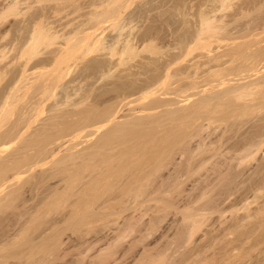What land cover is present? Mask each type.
<instances>
[{
    "label": "bare ground",
    "instance_id": "bare-ground-1",
    "mask_svg": "<svg viewBox=\"0 0 264 264\" xmlns=\"http://www.w3.org/2000/svg\"><path fill=\"white\" fill-rule=\"evenodd\" d=\"M77 1L78 0H0V22L3 21L2 19L3 18L5 19V17L8 14L10 17L11 13L15 15V18L21 17L18 18L19 21L21 19V21H24V23L27 22L23 27L21 25L17 26L18 28L21 26L19 30L20 32H22V35L19 34L18 36L19 38L18 43L24 41L23 38L21 39L22 36H26L25 41L21 43L22 46L20 48L21 52H19L20 55L18 54V58L23 59L24 61V63L22 64V71L20 72V76H18L16 80L12 81V83L8 85L7 89L5 88L6 91L2 93L3 95H1L0 97V115H3V112L5 113L4 110L5 108H7V104L11 101L13 97H15L14 95H17L16 93L18 92L17 90H19L18 88H20V85L23 84L24 81L29 76L30 74L29 67L31 66L30 62L34 58H36V56L40 55L39 53L40 51H41V55L46 54L47 57L43 59L41 58L40 62H43V65L46 64L47 60H49L50 58L55 59L54 57H56V61H54L53 59L52 60L55 63H57L58 61L60 63V61H62V59L64 58L65 60L66 59L68 60V57L71 55V50L73 54L74 51L75 52L79 51L80 48H82L80 52L83 49H86L81 52L82 54L84 52L83 54L84 56L89 52H95L96 53L95 58L91 59V61L88 62V65L92 63L91 66L93 69L96 70V73L97 71L98 72L100 71L101 75L98 78L100 79L101 77L100 81L106 80V78L110 77L111 75L112 76L110 78L112 77L115 78L114 73L117 72L118 69H121L122 66H123L122 69H124V66H128V63L131 60H134L135 58L141 57L143 60L140 58V60L136 61L135 64L133 63L131 65L132 67H130L129 65L128 66L129 69L122 71L125 72L126 74L122 75V72L121 73L119 72L120 74L118 76V79L116 78V81L114 80L112 81V84L114 85L113 88H111L112 86L110 88H107L108 85L104 86V89L102 87H99L100 92H98L99 93L98 96H103L104 94L108 93L110 90L111 92H113L114 90L113 93H117L116 97L120 99L119 102L117 103L114 102L116 105L112 103L113 101L111 100L109 101L111 102V104L109 102H105L107 100V98L105 99V97H107L105 95V97L103 96L104 100L103 98H101L100 101H98L99 99L97 100V98L96 100L94 99L95 103L97 101L98 104H95V107H93L94 101L89 102L88 101L89 99L87 98H90V96L92 95L94 96L97 93L90 94L89 92L90 94L89 97L88 96L86 97L85 94H87L88 93L87 92L84 94L85 96H82V99L86 97V99H84L83 101L85 102L86 100V103L87 102H88L87 104L91 103L92 106L90 109H87V111H83L81 109L80 112L83 111V113H80L79 110H77L78 111L77 113L81 114V115L78 114V116L81 117L77 116V118H79L78 122H77L78 119L74 116L77 120L75 118H71L72 121L68 120L70 122V123L68 122L69 124L68 123L66 124V122L62 123L59 119L62 125L58 126V123H56L58 122L57 121L58 119H56V122L54 120L56 116L53 115L54 116L53 117L52 115H50L53 118L49 117V121L55 122V124L48 123L50 125L47 126V124L42 123L43 125H41V127L39 126L40 128L38 127L37 130L33 129V132H31L32 133L31 137L29 136L25 137L26 134L29 133V130L31 131V129L34 127V126L32 127V125H34V123L36 122L35 120L37 119V118L33 119L34 115L31 117L32 115L31 113L33 112H31L32 110L30 111L28 107L27 111H30L31 115L29 114V112L27 113V111L26 112L21 111V115L19 113L20 117L18 116L19 117L18 120L15 118L14 121L16 122L13 123L12 125L10 124L11 127L6 126V128H4V131L0 135V264H189L190 261H193L191 258L194 259V257L196 256L197 259L195 260L197 264H211V263L214 264L215 261L212 262L208 260L207 262L206 258L212 259L215 256V258L212 259L214 260L216 259V255H218V258L219 256H222L221 255L222 252L221 253L214 252L217 253L214 255L213 251L216 250L212 251V249H210L212 251V255H214L211 256L208 255L210 254L209 247L211 248V245L208 241L205 243L204 242L201 243L202 241L201 240H200L201 242L198 241L199 239L197 238L198 239L197 241L200 242L201 244H197L198 242L196 244L195 243L193 244V242H191L192 238L194 239L192 241L196 240L195 235L199 233V230L201 228H202L201 230L205 229L206 223L208 224L209 218L213 217L214 215L215 217L213 218L216 219L217 215L215 214H218L220 212L223 218L219 216L218 220H220L221 224L217 223L218 224V225L216 224L217 227L220 226L221 228V226L223 225L222 229H226V231L228 232L226 234L225 233L226 231L224 230L225 231L224 232L221 229L223 233L230 236L233 235L232 237H234L235 234L231 235V233H234L235 231L239 232L241 226H243L244 228L243 227L242 228L244 229V231L241 228L240 234L242 232L241 235H243V232H245L244 233L245 235L242 236L244 237L246 236V234L250 233L249 228H247L246 226L247 222H249L251 218L253 219V217L254 219L257 218L255 216L256 213L255 211H257V213L260 215L261 214L263 215L264 212V204L263 205L261 204L262 206L259 205L260 206V207L258 206L259 209L255 210L254 208L255 211L253 212L252 211L253 209L251 208L248 210L246 209L249 208V205H247V203L244 202L243 204L245 206L243 207H245L244 208L245 214L244 211L243 213L240 211L241 215L243 214L244 215L238 216L240 213L237 212V215L235 216L236 214L235 212L238 209L241 210L242 207L240 205V207L236 208L239 202L237 203V201L234 202L231 200L234 199L237 200L236 196L244 189H242L241 191L239 190L240 192L236 193L237 195H235V197L233 196L235 194L234 192L236 188L232 190L234 191L232 192L233 194L231 193L233 196L229 193L231 192L233 183L235 187H238L235 184L238 183V181H241L240 178H243L245 176L246 172L244 170L246 168V163L248 164V161L251 160V158L253 159L255 155L257 156L259 152H261V155H263L260 158L263 157L262 159L264 164V0H216L219 4L217 2L215 4L213 0V3L215 4L214 6H216L217 4L218 5L215 9L214 7L212 8L211 6V8L213 9V11L211 10L212 11L211 14L209 13V10L208 11L205 10L206 11L205 12L201 9V12L203 13L200 12V16L202 15L201 17H203V21H204V22L202 21L203 24H206L205 26L202 24L201 27L204 26L202 28L208 31L207 32L208 34L210 32L211 34H213L212 32L216 33L215 31H217L216 34H218L219 31L220 33H223L220 34V37L221 36L229 37V40L233 38L235 39V43L234 40L230 42L234 44L240 41L241 42L238 43L239 45L233 44L236 48L239 49V51H236L237 49L235 50L234 47L233 49L236 52L231 51L233 49L229 51H226L227 49L226 50L224 49L223 53L222 52L219 53V51L217 54H215L216 52H214V54L209 53L210 55H208L207 53L208 56L206 58L204 57L205 59L202 61H196L195 59L196 62L192 64V67L187 66L188 68H190L189 70H191L192 68L194 70V73H192L193 71L188 72L187 71L188 68L181 70V69H176L174 67L175 65H178L179 63H182L181 61H183L181 60L179 62V60L182 58L179 55L180 53L179 54L165 53L168 56L166 57L165 54H163L165 56L164 58L163 55L161 56H159L160 54L157 55L160 52L163 53V50L161 49L163 48L164 45H165L164 47L166 48V45L169 44V41L167 42L168 37H170L167 36L165 37V39H163L161 35L160 38L159 36L160 34L155 35L156 32L154 34L153 31L154 28H159V26L163 23L160 20V17L166 11L164 10V12L162 11L160 12V10H163L162 6L164 3H160L162 4L160 6L159 4L157 6L156 3V6L160 8L157 10L156 9L157 7L154 6L155 3L153 4L154 1L152 2L151 0H149L152 2V3L150 2V5L153 4V7H155V13L157 11L160 12L159 14L154 15L148 11V10L151 11L152 9L154 11V8L152 7L151 9H149L151 7L149 5L150 7H148L147 9L146 7L149 4V1L144 0L145 3L147 2L148 3L145 8L143 7V9H147V10L146 11L143 10V11L145 12L148 11L150 14L148 15L147 12L146 13L147 19L145 20L143 19L145 22L147 21L146 24H144L143 21L142 24L144 25L139 26L140 25L139 17L144 18L140 16V12L142 11L141 6L135 5L136 6L135 9L130 11L128 10L129 8L130 9L132 8L133 5L130 3H132L133 0L131 2L129 0H88L89 5H87V7L85 6L86 8L83 6L86 9L84 11H83L84 8L81 10V7L79 6L80 5L79 3H81L82 0L81 1L79 0V2ZM167 1L172 2V0H167ZM84 2L87 1L83 0V3ZM88 2L86 4H88ZM164 2L166 3V0ZM171 2H167L168 5L165 4L166 6H168L167 7L168 13L166 12L164 15L171 13L169 12V10L174 4L173 3L170 7L169 4ZM210 2H212V0ZM68 3L69 4L73 3L72 5L74 6L73 7L70 4V7L68 6L69 9L73 7L74 8L73 11H74L76 7L78 8V10H81L79 12H76L77 10H75L74 12H76L77 14L83 12L81 15L83 17H81V20H79V18L76 17V19L78 18L77 22L72 21L73 18H71L69 20L70 22L72 21L71 23L69 21H68L69 23L65 21L68 24L64 22L63 24L65 25L63 24L59 25L61 24L60 21L59 23L56 22L58 20L54 21L52 19L54 14L55 15L57 14L55 18L59 17L60 14L62 15V13H59V15L58 12L56 13L55 11L56 7L57 5L59 6L61 4L62 5L61 9H62V7L69 5ZM75 3H77L76 6L74 5ZM205 3L207 5L208 2ZM144 5L145 4L143 3V6ZM88 6H90L89 9H87ZM49 7L50 8L55 7L53 8L55 12L51 10L52 8L50 9L51 11H53L51 12V14H49L50 17L52 16L50 19L49 17L47 18ZM68 7L66 8L67 10H69ZM64 8L62 11L65 10ZM173 9H175L174 6ZM67 10L64 12H67ZM126 10H128L129 13L123 16V13ZM57 11H59V9ZM70 11L72 10L70 9L69 12ZM73 11L72 13L70 12L69 14L74 15ZM170 11L174 12V10L172 9ZM145 12L143 13L145 14ZM183 12L184 11H182V14ZM143 13L141 15H144ZM124 14H126V12ZM111 17H112V21L114 20V18L118 20L117 21L115 20V22H113L112 24L110 19ZM168 17L169 20H171L168 23L169 25H171V23H173L172 22L173 18L171 19L172 13L169 14ZM168 17L166 20H168ZM61 18H63V16ZM141 18L140 20L142 21ZM226 18L227 19L230 18V21H227ZM51 19L53 21H51ZM108 19L111 22L110 25H112L113 27V28L111 27L112 28L111 34L108 35V33L107 34L105 33L108 36H106L105 34H104L105 36L100 35L103 33V31L105 32V30H107L109 25L105 29L106 26L105 23L109 22ZM7 20L5 19V21ZM232 23L234 25L237 23V25L232 27H237L235 29L239 28L237 30L238 32L237 31L235 32L234 31L235 29L233 30L231 28L230 25H233ZM2 24L3 22L0 24V26ZM6 24L4 23L5 29H3V25H2V29L0 28L1 42L3 41V39H6L11 32L10 27L9 28L8 26L7 28L5 27ZM165 24L166 26L164 27H167L168 26L167 23ZM186 24L188 23L186 22ZM180 27H179V32H180ZM160 28L163 27L160 26ZM19 30H17L18 33ZM98 30L100 31L98 32ZM201 30L194 35V39H193L194 41L195 39L199 41L202 40L201 37L203 38V35L204 33H206V31L203 30L202 32L204 33H202ZM160 31H158V33ZM167 32L169 33V30H167ZM166 33L164 34L166 35ZM187 33L188 31L185 34ZM190 34L192 33L190 32ZM183 36L185 35L183 34ZM186 36L181 37L183 39V40L181 39L182 40L181 43H183L185 47L189 48L191 46L190 45L191 41L189 40V37ZM53 38L54 39L60 38L62 41L58 43V40L57 41L56 39L52 40ZM236 38L240 40L236 42L237 40ZM242 38H244V40H242ZM20 39L23 41H20ZM53 41H56V44L55 42L53 43ZM177 42L179 43V40ZM51 44L54 47L58 45L57 48L54 49V52H53V48H51ZM2 46L0 47L1 49L3 48L1 50V54L3 51L5 52L4 49L5 44L4 47ZM44 46L46 47L49 46L52 49V50L50 49L49 54L54 53L53 55H50L51 57H49V59L47 56L48 52L43 51V49L47 50V48L46 49L43 48ZM180 46H182V44H180ZM75 47L77 50L76 49L73 50ZM167 47L170 48V46ZM229 47H233V46H229ZM5 48L8 47L6 46ZM14 48H17V46L15 47L13 46V49ZM148 48H150L151 50ZM168 48L166 49L169 50ZM182 48L184 47L182 46ZM182 48L180 49V51H182ZM147 49L150 51L151 56L150 55L141 56L142 55L141 53L147 52ZM7 51L8 49L3 54L2 57L0 56L4 60L5 58H7L6 57ZM169 51H171V49ZM183 51H185V49ZM59 57L60 59L61 58L62 59L60 60ZM18 58L15 57V59H17L16 61H14L15 59L13 60V62H11L12 60L9 61L10 63L8 62L9 64L7 63L6 66L8 65V67H10L12 63L15 62L17 63ZM79 58L80 57H78L77 59ZM199 58L197 59L198 60L203 59L201 58V56ZM3 59L1 60L3 61ZM1 60L0 62H2ZM53 61H51V63H53ZM33 65L36 64L34 63ZM39 65H42V63L41 64L39 63ZM3 67L2 68L0 67V75L3 74L2 77L0 76L1 79L6 74L5 73L6 69L8 70V68L4 70ZM87 68H91V67H87ZM87 68L84 66L83 69L85 72L87 71ZM83 69H82V75L84 73ZM93 71L94 70H92V72ZM176 71L179 72L181 71V72L177 73ZM68 72L69 70H59L57 72L56 81H55L56 78L52 79L53 81L49 78L50 82L47 81L49 79H46L44 82L40 81L41 82L40 83L38 81L39 83H37V79L34 80L30 79L31 81L28 82L29 84L28 83L26 84V87L28 89V87L30 88L33 87L34 85H38L37 88L36 86L34 87L35 90L38 92L36 93V95H38L40 92H41L40 94H42L44 91H46L47 93V90H49L48 92L53 94L52 92L53 91L52 89L54 88L53 84L57 82L58 83L62 82L63 76ZM92 72L91 73L89 72V75L91 74L92 77L94 78L95 75H93L94 73L92 74ZM201 72L202 74L196 75ZM85 74L86 73H84V75ZM192 74H194V76L196 75L197 77L196 76H195L196 78L192 77L191 76ZM230 74H233L236 77L231 75V77L233 78L230 77L227 78V75ZM177 75H179V78L176 81L178 83L177 85H179L182 79H183L182 81H185V83L181 81L183 84L181 85L180 83L181 85V86L179 85L180 89L178 88L179 86L176 85L177 86L176 90L178 89L179 90L178 92H176L175 90V92L178 94L179 91L181 93H185V95L181 93L179 94L184 96V98L183 97L178 98L179 95L177 96V98L172 96L173 99L162 97L161 95L163 94L167 95V92L169 91L165 93L162 92V94L161 92L160 93L157 92L160 90L159 89L161 88L160 86H163L164 84H166L167 86V83L168 86H170L169 83L172 81V83L170 84H173V82L176 80L174 78H176ZM5 76L3 80H5L6 78ZM96 76L95 78H97ZM187 78L188 79L190 78L189 79L190 81H187L188 80ZM217 78H221V79H217ZM98 79L97 81H99ZM199 79L200 81L202 79L201 82L204 81L205 83L203 82V84H200L201 82H199ZM3 80H1L0 84L3 82ZM219 80L220 82L217 84L220 85L221 88L220 87L215 88L214 85L212 86V84H215L213 82H218ZM106 81H104L105 84H109L108 83L109 80L107 82ZM51 82L54 83L52 84ZM71 82L74 83L73 81ZM19 83L21 84L19 85ZM105 84L103 83V85ZM204 84L206 86L209 84V86L211 85L212 87L211 86H210L211 88L205 87ZM50 85L53 86L51 87ZM200 85L201 86L204 85V87H201ZM49 86L51 88H49ZM26 87H24V89ZM60 87L63 86L60 85ZM105 87L107 88V90L109 89V91L105 90L106 89ZM58 88L59 86H57V88H55L54 90L56 91V89ZM67 88L69 89V87ZM101 88L103 90H101ZM196 88L197 91L193 93L195 99L194 98L191 99L188 96L187 92L191 89L196 90ZM214 88L218 90H213ZM75 89L79 91V89L77 88ZM94 90L98 91L95 88ZM73 91L75 90L73 89ZM29 92L30 91L27 92V95ZM65 93H69V92L65 91ZM110 93L109 95L108 94L107 95L110 96ZM157 93L161 95H158ZM137 94L140 96V99L143 98L142 101L145 100V97L146 99L147 98L149 99L150 96L151 97L149 100H146L148 102L146 103L137 102V104L135 103L136 104L135 105L132 102L134 100L136 101V98L137 101H139L138 100L139 96ZM171 94L174 95L173 93ZM195 94H197L198 97ZM55 95L57 96L58 93ZM71 95L70 97L67 96L66 98L65 95L63 98L65 99L73 98V96ZM74 95L77 96L80 95V93L78 92V94H76L75 91ZM19 96L23 97V95H19ZM31 96L33 97L32 94ZM132 96H134L135 98ZM152 97L153 99H151ZM40 98L37 99L40 100ZM133 98L134 100L128 102L126 101L127 103L125 102V99L130 100ZM82 99L80 100L82 101ZM123 100L128 105L131 102L132 104L130 105L131 106L135 105L136 108L133 106L134 108L132 107L133 109L131 112L130 109L131 106L129 107L126 106ZM30 101H34V100H30ZM81 101L79 102L82 103L83 101L82 102ZM116 101H118V99ZM67 102L69 103V101ZM79 102L74 101L73 104L75 103L77 104ZM84 102L83 104H86ZM104 102L106 104H104ZM122 102L126 107L130 109V110L126 109V111L128 112L130 111L128 117L124 116L123 118H121L122 113L120 106ZM40 103H42L41 100ZM80 103L76 106L79 107L80 105H82ZM99 103L101 104V106L103 104L102 109H99V106L97 107ZM28 104H31V102L30 103L28 102ZM34 104H33L34 106L33 110L35 106L36 108L39 107L37 106V103L34 102ZM139 105L141 107H139ZM56 106L60 107L61 105L60 106L56 105ZM76 106H72V107H76ZM123 107H122V111L124 110ZM160 108H163V110H161ZM30 109H32V107H30ZM61 109L63 110V108ZM66 111H68V109ZM62 112H64V110ZM257 112H259V114H257ZM66 113L67 112L63 114L66 115ZM27 114L29 115L30 118H28ZM61 114L60 117L58 116V118H61ZM73 114H70L71 116L69 115L67 119L72 117ZM256 114L257 116L255 117L257 119L255 120V118H253L255 121L252 119L254 121L252 122L249 117L251 116L252 118V115H256ZM75 115L77 114L75 113ZM63 117L64 115L62 116L61 119H63ZM65 119L66 118H64L63 120ZM250 121L252 123L249 126H247V124ZM71 122L74 123L71 124ZM70 125L72 126L70 127ZM212 125H214L213 131L208 132V135L206 134V136L203 135V133L206 132L205 130L208 131L212 130L211 128L213 127ZM222 126L224 130L219 129L220 131H218L217 128H220ZM36 127L37 126H35V128ZM50 127L52 128L54 127L56 129L58 127V130L56 131L53 128V131L51 130L52 131L51 132L50 129L52 128ZM72 127H74V129H72ZM69 128L70 130H72L71 132L68 130ZM233 129L236 131H234ZM228 130L230 132L232 130L231 132L232 134L228 133ZM84 131L88 132L87 138L81 141L75 140ZM215 132H217V135L215 134L214 135L215 137L212 136L214 137L212 138L211 135H213ZM197 136L198 138H200V141L196 144V147L193 148L192 145H191L192 147H190L189 144L191 143L189 142L192 139L195 140V137L197 138ZM63 138H65V140L60 141ZM208 138L209 140L205 141ZM17 139H20L19 142L23 141V146L21 145L22 147H11L12 149L9 151V153L7 151V153L3 154V152L10 147H1V146H3L5 143H9V142L13 143ZM54 143H56V145L58 144L57 147L56 145L55 146L52 145L50 147V145ZM80 145H82V147ZM144 147L146 148L148 147L147 149L145 148L147 151L142 152L144 150ZM155 147L156 149L159 150L157 151L156 149H154ZM171 147L172 149H170ZM174 147H178L176 148V150L177 152L179 150L181 156L188 154L187 155L188 166L191 169L193 167L192 171L189 170L188 167L187 169L188 171L187 174L189 173L188 175L185 173L186 169L182 168L184 169V171L182 169L181 170L185 174L183 173L181 174L180 171L181 176L178 175L179 173H177L179 172L178 170L180 168H176L177 172L175 173V176L178 175L182 177V175H186L187 177L186 176L183 177L184 180L189 179V177L192 178L193 176H195L196 171L199 169L197 167L199 166L202 167L200 168L202 169L200 170L202 173H197V174L199 175L201 174L202 177V175H205L203 173H207L208 175L206 176V178L207 180H209L208 186L206 187L207 189L205 191L204 189H202L203 192H201V194L199 193L200 191H198V193H195L197 194L195 196L199 198V199L195 198L194 196L197 205L193 203L194 207H191L190 206L191 202L190 203L188 202V205L185 204L183 210H180V212L182 211L181 213L179 212V210L176 211L177 210L176 207L178 206H180L178 209H182L181 204H178L175 207V203L177 204L178 202L177 199H175L174 197H173L174 199L172 197L171 198L169 197L173 196L175 192H176L175 195L179 194L178 193L179 191L177 190L175 191L174 189H176L175 187H177V189L181 191L182 186L184 187L185 185L184 180H182L184 182V185L183 182L181 181H178L177 185L174 183L175 184V186L173 184L174 189L167 187L166 189H163L164 183L163 184L158 183V180L162 179L165 176V174H163V170L164 172H166L165 170L168 168V166L173 163L174 160L173 158L174 155L176 154L175 150H173ZM165 149H170V150L166 152ZM164 151L166 153H163ZM197 157L201 159V162L199 158L198 161ZM193 158H194V162H198V166L197 167L195 166L196 168L194 167L195 164L194 162H193L194 164L192 165ZM195 158L197 159V161H195L196 160ZM150 160L156 161V165L153 163L151 164ZM48 163H50V165ZM206 163H210V164L204 166ZM46 164H48V166L43 167ZM147 164L150 166H145ZM263 164L260 165L261 168H263ZM151 165L153 166L151 167ZM210 165L211 168L210 167L208 168H210L211 173L209 174L210 171L207 168V166ZM147 167L149 169H147ZM194 168L196 171L194 170ZM206 168L209 172H203V170H206ZM261 168L259 169L260 171ZM41 169L44 170V173L41 171ZM40 171L42 173H40ZM167 171L169 170L167 169ZM193 171H195L194 174ZM254 171L256 170L254 169ZM262 172H258V173L260 174ZM24 174H29V175L26 176ZM252 174H254V172ZM189 175H191L192 177ZM199 175L196 176L198 177ZM250 176L248 175V178L246 177L247 180L249 179ZM262 177H264V175H262ZM55 178H58V181L59 179L62 180V182H64L65 187L61 189L63 185L62 187L60 186L61 188H59V186L56 184L58 187L55 188L51 187L52 190L49 193L51 195H45V196L43 195L44 197L40 195L37 189L41 186V184H44L45 180L48 181ZM173 178H174V174H173ZM250 178H253V176ZM262 179L264 180V178ZM119 181L121 182V184L122 183L123 184L118 188V184L120 183ZM168 181L169 184L166 182L165 183L166 185L168 184L169 187L170 180L168 179ZM173 181L175 182L176 179L175 180L173 179ZM196 183L194 186H196ZM45 184H47V182ZM230 185L232 187H229ZM258 185L260 187L261 184L258 182ZM44 186H41L40 188ZM244 186L245 184L243 185V187ZM225 187L230 188V190L227 188L229 191L228 193L230 194L228 198L229 197L232 198L229 199L231 203L233 202L232 204L231 203L230 204L234 207L236 206L235 208H233L230 204H228L230 206L225 205L227 207L224 208V204H227V201L229 203V200L223 201L224 198L223 200H219L218 196H222L221 194L216 196V194L223 191ZM256 187L258 188L257 183H256ZM262 187H264V184L260 187L261 189H264ZM260 188L258 189L261 190ZM258 189L255 191L258 192L257 196L259 197L260 193ZM218 190H220V192H217ZM245 190L247 191V189ZM253 190L254 189H252V192ZM169 191H171V193ZM167 192L170 194V196ZM160 193L161 194L166 193L168 195L164 194L163 197L162 196L160 197L159 196ZM180 193L182 194V191ZM222 193L225 194V192ZM246 193L242 192L240 193V195L241 194L245 195ZM198 194H200V197L198 196ZM225 195H223L222 197H224ZM240 195L238 201L241 199L242 202L243 201L248 202L247 200L249 197L247 195H246V198L248 197L247 199H245V197L243 199L242 197L243 195H241L240 198ZM250 195L252 196V194ZM178 196L182 197L180 194ZM226 197L227 196H225V199ZM192 198L193 196L189 199ZM200 200L201 202L198 203ZM158 201L163 202L165 210L168 209V207L166 206L169 207L171 206L172 208L171 207L170 208L172 210L175 207L174 208L175 215L176 212H179L178 214H181L182 217H183L182 214H184L183 217L184 222H181L182 219H180L181 224L178 223L177 225H175L176 223L175 221L174 223L175 226H172V229L174 227L177 228L176 231H174V229L172 230L175 232L174 235H172L173 237L172 236H170V238L168 237L172 233L168 234L169 232H167V230L166 232L168 235L164 232L165 230L163 232L160 230V229L162 230L164 229L161 228V226L164 227L165 223L169 222L164 220L166 219L169 220V218L167 217L171 215L170 213H168L170 214L168 215L165 213L163 214V212H161L162 214L158 216L156 215V213L155 216H151L149 214V212L152 214L153 211L160 212V210H162V207L158 208L160 206L158 205L159 203ZM187 201L189 200H186V203ZM221 201L226 203H222ZM250 201L251 200L249 199V202ZM162 202H160L159 204H161ZM221 203L223 204L222 206L223 208L219 206ZM235 203L237 204L235 205ZM50 205H54V208L51 207ZM65 207L68 209H65ZM219 207L220 210H218ZM230 209L235 210V212L232 210L233 211L232 213L236 218L234 219L231 218L233 217V214L230 212ZM128 211L130 212L127 213ZM246 211L247 213L251 212L252 214H246ZM50 212L51 213L53 212V214H51L52 216L50 215ZM226 212L230 213L229 217L233 220H230V218L225 217L227 216L225 215ZM208 213L209 214L211 213L213 215L210 216L211 215L210 214L208 216ZM48 215H50L51 217L49 218ZM147 215L148 217H146ZM205 215L209 217L207 218L208 221L205 220L206 219ZM262 215L259 217V219L258 218L255 219V221L257 222L256 224L261 222L260 220L264 219V215L263 216ZM202 216L203 218H205L202 219L203 222L201 221ZM46 217L48 218L45 219ZM261 217L263 218L261 219ZM213 218H210V220ZM176 220L177 222H179L178 218ZM204 220L206 222L205 224H204ZM163 221L165 223H163ZM199 221H201V223L205 226H203L202 224L200 225ZM251 223L250 222L248 223L249 224L248 226L251 227L250 228L251 234L248 235L250 238H251L250 235H253L252 233H255L256 231V230L252 231V229L254 230V228L258 227L257 225H254L255 222H253L252 224L254 226H250ZM166 225L169 224L167 223ZM244 225L248 230L245 228ZM261 225L262 224L259 223V226ZM170 227L171 226H169L167 229H169ZM238 227H240L239 230H237ZM261 228H263V226L258 229ZM245 229L249 232L247 233ZM159 230L161 233H159V236L157 238L158 239L160 238V240L165 238L164 240H161L164 241L163 244L161 243L162 244L161 246L156 245L159 244L161 241L159 242L158 239H155V234L158 235ZM218 230L220 229H217V231ZM214 231L216 232V228ZM211 232L213 233V231ZM215 232L214 234L217 235L218 233L216 234ZM206 233L204 234L203 232L204 236L206 235L209 236L208 235L209 233L208 232ZM212 233H210L211 236H209V238L211 237L213 239L214 236L212 237L213 235ZM219 233L222 232L219 231ZM221 235L218 236L221 237ZM224 235L222 236L224 237ZM241 235L237 233L235 235L237 237H234L235 240L238 239L237 242L239 241V243H237L236 241L234 243L233 238L230 241L228 236L227 238L228 240L226 239L227 240L226 242L228 244L226 243L227 245H222V247L226 246V248L224 247L225 251L223 253L225 254H223V256L226 255L227 257L226 256L220 257L222 258L224 263L230 264V261L228 259H231V257L234 256L237 258L235 262L232 261L234 262V264H248L247 260L245 261V259H248L249 257L251 258L252 255L250 256L248 254L253 253L252 249L256 245L254 246V243L252 242L253 243L252 246L250 244L251 242L249 241L250 242L249 243L247 241V239L249 238L248 236H246L247 237L246 239L243 238V240L238 238ZM261 235L262 234H260V236ZM207 236L206 239L208 238ZM218 236L217 239L219 240ZM254 236L252 237V239L254 238ZM152 237H154L153 240H158V242L154 241L156 243L155 245H152V241H153ZM201 237H202L201 239H203L202 234ZM208 240L211 241L210 239ZM220 240H222L221 242H223V239ZM243 241H245L246 243L248 242L247 244H249L252 247V248L250 247L251 250L248 247L249 251L247 250V252L249 253L245 252L246 255H244L245 253L242 254L241 244ZM188 242L192 243L193 246L192 244H190L189 245L191 246L190 249L188 248L189 247L188 246L187 248H184V250H181L186 244L187 245L189 244ZM184 243L186 244L184 245ZM215 243L217 244L218 242ZM139 245H141L142 248ZM249 245H245V246L247 247ZM138 246L139 248H141V250L137 249ZM213 247L214 246H212V248ZM222 247H216V248H220V250H222ZM207 250L209 252L206 254ZM169 251L173 252L171 253V255L172 254L175 255V257H170L168 255ZM178 251L180 255L178 254ZM174 252L175 253L177 252L179 256L177 255L176 257V254ZM241 254L244 256L241 257ZM205 256H209V257H205ZM245 256H248V258ZM220 258L218 259V261H216L215 264L222 263V260L219 263ZM250 258L249 261L251 260ZM127 259H129L130 261ZM262 262L260 261L261 264H264L263 260ZM194 263L195 262L193 261V264Z\"/></svg>",
    "mask_w": 264,
    "mask_h": 264
},
{
    "label": "rangeland",
    "instance_id": "rangeland-1",
    "mask_svg": "<svg viewBox=\"0 0 264 264\" xmlns=\"http://www.w3.org/2000/svg\"><path fill=\"white\" fill-rule=\"evenodd\" d=\"M80 1H81V0H80ZM86 1L88 2V0H86ZM129 1L131 2L132 0H129ZM129 1H128V2H129ZM143 1H144V0H133L132 3H130V4H132L133 6H132L131 9L129 8L128 10L130 11V10L135 9L136 6H141V8H142L141 10H142V11H143V10L146 11V10L148 9V7H150V6H151V7H150L149 9H151V8L153 7V4H154V3H155L154 6H156V3H157V6H158V4H159V6L162 5V4H160V3H164L163 6H162V7H163V10H160V12H161V11L164 12V10H165V11L168 13V11H167V7H168V6H166L165 4L168 5L167 2H171V1H167V0H166V3L164 2L165 0H164V1H162V0H156V2H155V0H151L152 2H153V1H154V2H153V4L150 5V2H151V1L148 0V1H149V4L147 5L148 2L145 3V1H144V2H143ZM157 1H158V2H157ZM161 1H162V2H161ZM185 1H186V0H185ZM185 1H184V0H172V2L169 4L170 7H171V5H172L173 3H174L173 6H174L175 9H176L177 7H179V8H177V9L175 10V9H173V6H172V7L170 8V10L172 9V10H174V12L169 10V12L172 13V17H171V19L173 18V21H172L173 23H171V25H169V23H168L169 21H171V20H169V17H170V16L168 17V15L171 14V13H169V14H167V15H164V14L166 13V12H164V14L160 17V20L164 23V24H163V23L161 22L163 25L161 24L160 26L163 27V28H160V26H159V28H154V29H153L154 34H155V32H156L155 35L160 34V35H159L160 38H161V35H162V38H163V39H165V37H167V36H170V37H168V40H167V38H166L167 42L169 41V44L166 45V48H168L167 46H170V48H168V49H169V50L171 49V51L167 50V49L164 47V46H165V45H164L163 48H165L166 50L162 48L161 50H163V53L160 52V53H158L157 55L160 54L159 56H161V55H163V54H165V53H167V54H170V53H178V54H179V53H180L179 55H180V57H182V58L179 60V62H180L181 60H183V61H181L182 63H179V62H178L179 64L174 66L176 69H181V70H182V69H187L188 67H192V64H193L194 62H196V61H202V60H204L208 55H210V54H214V52H216L215 54H217L218 51H219V53H221V52L223 53V52H224V49H225V50L227 49L226 51H229V50H231V49H233V48L235 47L234 45H236V44H238V43L241 42V41H240V42L234 44V43H235V39L232 38L231 40H229V37H224V36H223V37L225 38V39H224L222 36L220 37V34H223V33H220V32L218 31V34H216L217 31H215V30H213V31H215L216 33L212 32L213 34H211V32L209 31V32H210L209 34L211 35V36H210V35L207 33L208 31H206V30H204V29L202 28V27H204L206 24H203V22H204V21H203V17H201L202 15L200 16L201 9H202L203 11H205V10L208 11V10H209V13L211 14L212 11H213L212 8L214 7V9H215V8L217 7V5L219 4L216 0H214L215 4H216V2L218 3L216 6H214L215 4L213 3V0H212V2H210L211 0H210V1H208V0H187L186 3H185ZM77 2H79V0H78ZM87 2H84L85 5H84V3H83V0L81 1V3H79V4H80L79 6L81 7V10H82L85 6L87 7V5H89V2H88V4H86ZM152 2H151V3H152ZM205 2H208L207 5H206ZM143 3L145 4L144 6H143ZM66 4H67V3H66ZM68 4H69V3H68ZM70 4L72 5L73 3H70ZM70 4H69V5H66V6H67V7H68V6L70 7ZM76 4H77V3H75L74 5L76 6ZM81 4H83V5H81ZM140 4H142V5H140ZM178 4H179V5H178ZM185 4H186V6H185ZM64 5H65V4H64ZM64 5H63V6H64ZM135 5H136V6H135ZM146 5H147V7H146ZM149 5H150V6H149ZM59 6H60V8H59ZM59 6H58V5H57V7L55 6V7H56V10H55V11H56V13L58 12V15H59V13H62V15L60 14L61 16L59 15V17H57V18H55L57 14H56V15L54 14L53 17L51 16L52 19H53L54 21H55V20H58V21H56V22H59V21L61 22V24H59V25H62L65 21L68 22L71 18H73L72 21H76V22H77V19H78V18H79V20H81V17H83V16H81L83 12H80V14L78 13L79 15L76 13V12L81 11V10H78V8L75 7V10H77V11H76V12H74L75 10L73 11V9H74V8H73V7H74L73 5H72L73 7H71L70 9L74 12V15L69 14L70 12L72 13V11L69 12V10H70L69 7H68L69 10H67V9H66V8H67L66 6H64L65 8L62 7V9H61V6H62V5L60 4ZM83 6H84V7H83ZM129 6H130V5H129ZM134 6H135V7H134ZM157 6H156V7H157ZM164 6H165L166 8H165ZM175 6H177V7H175ZM180 6H181V7H180ZM211 6H212V8H211ZM55 7H51L52 9L49 7V9H48L49 11H48V14H47V18H48V17H49V19L51 18L49 14H51V12L54 11L53 8H55ZM77 7H78V5H77ZM86 7H85V8H86ZM143 7H144V8L146 7L147 9H143ZM182 7H183V8H182ZM57 8L59 9V11H57V10H58ZM63 8L65 9L64 11L67 10L68 13L62 11ZM85 8L83 9V11L86 10ZM89 8H90V6H88L87 9H89ZM153 8H154V11H153V9H152L151 11L148 10L149 12H151V14H154V15H155V14H159V13H160L159 11H157L158 9H160L159 7L156 8V9H157V10H156V11H157L156 13H155V7H153ZM180 8H181V9H180ZM204 8H205V9H204ZM50 9L53 10V11H51ZM60 9H61V11H60ZM126 9H127V8H126ZM161 9H162V8H161ZM178 9H179V10H178ZM187 9H188V10H187ZM128 10L125 11L126 14H124L125 12L123 13V16H124V15H127V13H129ZM180 10H181V11H180ZM211 10H212V11H211ZM55 11H54V12H55ZM88 11H89V10H88ZM142 11H141V12H142ZM145 11H143V12H145ZM148 11H147V12H148ZM182 11H184L183 14H182ZM206 11H205V12H206ZM49 12H50V13H49ZM141 12H140V16H142V17H144V18L139 17V21L141 22V23L139 22V24H140L139 26H142V25L146 24V22H147V21H146V22L144 21L145 19H147V15H146L147 12H145V14L142 12V13L146 16V18H145L144 15H141V14H142ZM149 12L147 13L148 15L150 14ZM176 12H177V13H176ZM180 12H181V13H180ZM75 13L77 14V16H76ZM174 13H175V14H174ZM178 13H179V14H178ZM186 13H187V14H186ZM201 13H203V12H201ZM64 14H65V15H64ZM173 14H174V16H175V15H176V16L178 15V16H177V17L175 16V17H176V18H175V17L173 16ZM180 14H181V15H180ZM10 15H11V16H14V17H11V16L9 17V14H8V15L5 17V19H6V20L8 19V20L5 21V19L3 18V19H2L3 21L0 22V24L3 22V24H2V25H3V29H5V28H4V23H5V24L8 23V24H6L5 27L7 28V26H8V28L10 27V29H11V32H10V34L7 36V38H6V39H3V38H2L3 41H2V42L0 41V45H1V44L3 45V46L1 45L2 47H4V44H5V47H6V46L8 47V48H5V47H4L5 52H6V50L8 49V51H7V53H6L7 56H6V54H5V56H6L7 58L4 57L5 60H4L3 58H1L5 52L3 51L2 54H1V50H2L3 48H2V49L0 48V56H1V57H0V60L3 59V61L1 60L2 62H0V67L2 68L3 66H5V67H3V69L5 70L6 68H8V70H9V71H8V70L6 69V72H5L6 74H5V75H7V76L4 75V76L6 77L5 80H3V79H4V76H3L2 79L0 78V82H1V80H3V82L0 84V97H1V95H3L2 93H4V92L6 91L8 85L11 84L12 81L16 80V79L18 78V76H20V72L22 71V64L24 63L23 59H19V58H18V54L20 55L19 52H21V51H20V48H21V46H22L21 43H23V42L25 41L26 36H22V37H21L22 32H20L19 28H20L21 26L23 27L27 22L24 23V21H21V19H20V21H19L18 18H21V17L15 18V15H14L13 13H11ZM62 16H63V18H61ZM67 16H69V17H67ZM79 16H80V17H79ZM150 16H151V15H150ZM166 16L168 17V20H166V19H167ZM76 17H78V18L76 19ZM183 17H184V18H183ZM59 18H61V19H59ZM74 18H75L76 20H75ZM113 18H114V17H113ZM140 18L142 19V21L140 20ZM177 18H178V19H177ZM188 18H189V19H188ZM230 18H231V17H230ZM230 18H229V19L226 18V20H227V21H230ZM49 19H48V20H49ZM52 19H51V21H53ZM110 19H111L112 24H113V22H115V20H116V19L114 18V20L112 21V17H111ZM143 19H144V20H143ZM176 19H177V20H176ZM16 20H18V21H16ZM117 20H118V19H117ZM117 20H116V21H117ZM163 20H164V21H163ZM184 20H185L189 25L186 24V22H185ZM4 21H5V22H4ZM72 21H71V22H72ZM108 21H109V22H106V23H105V25H106V26H105V29L107 28L108 25H109L110 27L108 26L107 30H105V32L103 31V33L101 32L102 34H100V35H104L105 33H106V34L108 33V35L111 34V30H112L113 27H112V25H110L111 22H110L109 19H108ZM143 21H144V24H142ZM188 21H189V22H188ZM202 21H203V22H202ZM60 22H59V23H60ZM67 22H65V23L68 24L70 21H69L68 23H67ZM71 22H70V23H71ZM159 22H160V21H159ZM179 22H180V23H179ZM165 23H167V25H168L169 27H168V26H167V27H164V26H166ZM175 23H177V24H175ZM181 23L183 24V27H182V24H181ZM57 24H58V23H57ZM172 24H173L175 27H174ZM202 24H203L204 26L201 27ZM232 24H233V23H232ZM2 25L0 26L1 29H2ZM9 25H10V26H9ZM19 25H21V26L18 28L17 26H19ZM63 25H65V24H63ZM178 25H179V26H178ZM235 25H237V23H236ZM235 25H234V24H233V25H230L231 28H232L233 30H234L235 28H237V27H232V26H235ZM180 26H181L182 28H181ZM111 27H112V28H111ZM170 27H171V28H170ZM179 27H180V32H179ZM13 28H15L16 30L13 29ZM17 28H18V29H17ZM167 28H168V29H167ZM183 28H184V29H183ZM187 28H188L189 30H188ZM196 28H197V29H196ZM200 28L203 29L204 31H206L207 34L204 33V32H202L203 30H201ZM141 29H142V28H141ZM155 29H156V31H155ZM159 29H160L161 31H160ZM163 29H164V30H163ZM194 29H195V30H194ZM238 29H239V28H238ZM238 29H235L234 31L236 32ZM17 30H19V33L17 32ZM157 30L160 31L162 34H161L160 32L158 33ZM167 30H169V33L167 32ZM200 30H201L202 33H204V35L201 33V34L203 35V38L201 37L202 40L199 41V40H196V39H195V41H194V40H193V39H194V35H195L198 31H200ZM233 30H232V31H233ZM99 31H100V30H98V32H99ZM165 31H166L169 35H168ZM170 31H171L172 33H171ZM177 31H178V32H177ZM185 31H186V32L188 31L189 34H188V33L185 34V33H186ZM234 31H233V32H234ZM12 32H13V33H12ZM174 32H175V33H174ZM190 32H191L192 34H190ZM237 32H238V31H237ZM11 33H12V34H11ZM14 33H15V34H14ZM164 33H166V35H165ZM170 33L173 34V35H171ZM19 34H21L20 37H21V39L23 38L24 41L20 39V41H23V42H19V43H18V40H19L18 36H19ZM106 34H105V35H106ZM176 34H177V35H176ZM183 34H184L185 36L187 35L186 37H189V40L191 41V43H190L191 46H190L189 48L185 47V45H183V43H181V41L183 40L181 37H185V36H183ZM235 34H236V33H235ZM237 34H238V33H237ZM105 35H104V36H105ZM108 35H106V36H108ZM164 35H165V36H164ZM190 35H191V36H190ZM208 35H209V36H208ZM15 36H17V37H15ZM163 36H164V37H163ZM171 36H172V37H171ZM179 36H180V37H179ZM235 36H236V35H235ZM235 36H234V38H235ZM4 38H5V37H4ZM14 38H16L17 40L14 39ZM179 38H180V39H179ZM230 38H231V37H230ZM55 39H56V38H55ZM55 39L53 38L52 40H55ZM59 39H60V38H59ZM59 39H56V41L58 40V43H59L60 41H62L61 39H60V40H59ZM169 39H170V40H169ZM181 39H182V40H181ZM236 39H237V38H236ZM0 40H1V39H0ZM178 40H179V43L182 44V46H183L184 48H182V46H180V44L177 42ZM232 40H234V43L230 42V41H232ZM238 40H240V39H237L236 42H237ZM242 40H244V38H242ZM245 40H246V39H245ZM56 41H53V43L55 42V44H56ZM15 42H16V43H15ZM242 42H243V41H242ZM14 43H15V44H14ZM58 43H57V44H58ZM201 43H202V44H201ZM20 44H21V45H20ZM49 44H50V42H49ZM170 44H171V45H170ZM173 44H174V46H175V45H176V46L174 47ZM233 44H234V45H233ZM12 45H13L14 47L17 46V48H14V49H13V46H12ZM160 45H162V44H160ZM177 45L180 46V47H178ZM238 45H239V44H238ZM238 45H237V47H238ZM1 46H0V47H1ZM46 46H47V45H46ZM46 46H44L43 48H45V49L47 48L48 51H47V50H44L43 48H42V49H43V51L48 52L47 56H48V59H49V57H51L50 55H53V54H54V53H53V54H51V53L49 54L50 49L53 48V52H54V49H56L58 45H56V47H54V46L51 44V48H50L49 46H48L49 48L46 47ZM229 46H233V47H229ZM228 47H229V49H228ZM9 48H10V49H9ZM150 48H151V47H150ZM150 48H148V49H150ZM172 48H173V49H172ZM178 48H179V49H178ZM181 48H182V51H180ZM72 49H73V48H72ZM75 49H76V47H75L73 50H75ZM81 49H82V48H80L79 51H76V52L74 51L73 54H72V50H71V55H70V52H69V55H70V56L68 57V60H67V59L65 60V58H64V59L61 58L63 62L60 61V63H59V61H58L57 63H55L54 61H56V57L52 56V57H54L55 59L50 58L51 60L49 59V60H47L48 63L46 62V64H48L49 66L46 65V64H44V65H45V66H44V65H43V62H40V61H41V58H42V59H43V58H47V57H46V54H45V55L42 54L43 56L41 55V51L39 52L40 55L36 56V58H34L33 60L31 59L32 61L30 60V61H31V62H30L31 66H32V67H33V66H36V67H33V68H32L31 66L29 67V68H30V70H29V73H30L29 76L27 77V79L24 81L23 84H21L22 82L19 83V85H20V84H21V85H20V88H18L19 90H17V91H18V92L16 93L17 95H14L15 97H13V98L11 99V101L7 104V108H8V109L5 108V110H4L5 113L3 112V115H0V117H1V118H0V135H1V133L4 131V128H6V126L11 127V125H12L13 123L16 122V121H14L15 118L18 120V118L20 117V116H19V113H20V115H21V111H25V112H26L28 109H29L30 111L32 110L31 112H33V113H31L30 111H27V113H28V112H29V114L31 113V114H32V115L30 114L31 117L34 115V116H33V119H35V118H37V119L35 120L36 122L34 123V125H32V127H33V126H34V127H33V128L31 127L32 129L30 128L31 131L29 130V133L26 134L25 137H27V136L31 137V136H32V133H31V132H33V129H34V130H35V129L37 130V128H38L39 126L41 127V125H43V124H47V126L50 125V124H48V123H54V124H55L56 119H58V120H57L58 122H56V123H58V126H59V125H62L63 122H66V124H67V123L69 122L68 120L72 121L71 118H75V117L77 118V116H78V114H79V113H77V112H78L77 110H79V112H80L81 109H82L83 111H87V109H90V108H91V106H92L91 103H90V104H91V105H90V104H87L88 102L86 103V100H85V102L83 101L84 99H86L87 96L89 97V95H90L91 93H92V94L97 93V94H95L96 97H95V95H94V96L92 95V96H90V98H87V99H89V100H88L89 102H93V101H94V103H93V104H94L93 107H95V104H98L97 101H96V103H95L96 98H97V100L99 99L98 101H100L101 98H103V96L105 97V95L107 96V97H105V99L107 98V100H108V101L106 100L105 102H109L110 100L113 101L112 103H114V102H116V103L119 102V99H120V98H117V97H116V96H117V93H113L114 90H113V92H111V90L109 91V89L107 90V88H110L111 86H112L111 88H113L114 85L112 84V81H113V80L116 81V78L118 79L119 74H120L123 70L129 69V67H128L129 65H130V67H132L131 65H132L133 63L135 64L136 61L140 60L141 57L138 56L139 58H135L134 60H131L130 62H132V63L129 62V63H128V66H124V69H122L123 66L121 67V69H118V71H117L118 73H117V72H115L116 74L114 73L115 78L112 77V78H114V79L110 78L112 75H111L110 77H107L106 80H107V81L109 80V82H108L109 84H105L104 81H106V80H104V81H103V80L100 81L101 77H100V79H98L99 76L101 75L100 71H99V72L97 71V73H96V70L93 69L92 66H91L92 63H90V64L88 65V62L91 61V59L95 58L96 53H95V52H89L88 54H86V55L84 56V55H83L84 52H83V54H82L81 52H82L83 50H86V49H83V50L80 52ZM148 49H147V52L144 51L145 53H141V54H142L141 56H149V55H150V51H149ZM184 49H185V51H183ZM236 49H237V50H236ZM51 50H52V49H51ZM76 50H77V49H76ZM150 50H151V49H150ZM186 50H187V51H186ZM208 50H209L210 52H209ZM235 50H236V51H239V49L236 48V47H235ZM235 50L233 49V50H231V51H235ZM178 51H179V52H178ZM188 51H189V52H188ZM236 51H235V52H236ZM186 52H187V53H186ZM42 53H43V52H42ZM182 53H183V54H182ZM207 53H208V55H207ZM209 53H210V54H209ZM37 54H38V53H37ZM37 54H35V55H37ZM66 54H67V53H66ZM167 54H165L166 57L168 56ZM62 55H63V54H62ZM67 55H68V54H67ZM202 55H203V56H202ZM65 56H66V55H65ZM150 56H151V55H150ZM165 56L163 55V58H164ZM200 56H201V58H203V59L198 60L197 58H199ZM13 57H14V58H13ZM15 57L18 58V62H17V63H16V62H15V63H12L10 67H8V65L6 66V64H7L9 61L12 60L11 62H13V60L15 59ZM33 57H34V55H33ZM78 57H80L81 59H80V58L77 59ZM195 57H196V58H195ZM204 57H205V58H204ZM31 58H32V57H31ZM37 59H38V60H37ZM52 59H53L54 61H53ZM57 59H58V58H57ZM59 59H60V57H59ZM61 59H60V60H61ZM141 59H142V58H141ZM195 59H196V61H195ZM199 59H200V58H199ZM16 60H17V59H15L14 61H16ZM36 60H37L38 62H37ZM142 60H143V59H142ZM144 60H145V59H144ZM51 61H53V63H51ZM192 61H193V62H192ZM49 62H50L52 65H51ZM9 63H10V62H9ZM9 63H8V64H9ZM34 63H35L36 65H33ZM37 63H38V64H37ZM39 63H40V64L42 63L43 66H42V65H39ZM13 64H14V65H13ZM53 64H55V65H53ZM86 64H87V65H86ZM37 65H38V67H37ZM126 65H127V64H126ZM14 66H15V67H14ZM41 66H42V67H41ZM84 66H85L86 68H87V67H91V68H87V71H89V72L91 73L92 70H94V71L92 72V74L94 73L93 75H95V76L97 75V76H96L97 78H95V76H94V78H93L91 74L89 75V72H87V71L85 72L84 69H83ZM187 66H188V67H187ZM43 67H44V68H43ZM10 68H11V69H10ZM13 68H14V69H13ZM81 68L83 69V72L86 73V74H85L86 76L84 75V73H83V75H82V69H81ZM17 69H18V70H17ZM91 69H92V70H91ZM189 69H190V68L187 69L188 72H192V71H193L192 73H194V70H193L192 68H191V70H189ZM59 70H69V72L63 76V80H62V82H59V83L57 82V83H55V84H56V85H55V84H53V83L57 80V72H58ZM85 70H86V69H85ZM7 71H8V73H7ZM119 72H120V73H119ZM176 72H177V73H180L181 71H180V72H179V71H176ZM55 73H56V74H55ZM98 73H99V74H98ZM247 73H248V72H247ZM247 73H246V74H247ZM117 74H118V75H117ZM124 74H126V73H125V72H122V75H124ZM199 74H202V72H201V73H198V74H196V75H199ZM2 75H3V74H2ZM2 75H0V76L2 77ZM87 75H88L89 78L87 77ZM116 75H117V77H116ZM196 75H195V76H196ZM231 75L234 76L233 74H230V75H227V78H229V77H230V78H233V77H231ZM55 76H56V77H55ZM191 76H192V77H195L194 74H192ZM84 77H85V78H84ZM91 77H92V78H91ZM196 77H197V76H196ZM196 77H195V78H196ZM218 77H219V76H218ZM234 77H236V76H234ZM14 78H15V79H14ZM49 78H50L51 80L56 78L55 81H54L53 83L51 82V83L54 85V86L52 85V86L54 87V88L52 89V90H53V91H52L53 94L50 93V92H48L49 90H47V93H46V91H44L42 94H40V93H41V92H40V93H39V94H40V97H41V98H40V97H39V94L36 95V93H38V92H37V91L35 90V88H34L35 86H36V88H37L38 85H34L33 87H30V88L28 87V89H27V87H26V84H27L29 81H31V80L37 79V83H39L40 81H43V82H44L46 79H49ZM86 78H88V79H86ZM178 78H179V75H177V77L174 78V79H176L174 82H176V81L178 80ZM213 78H214V77H213ZM215 78H216V77H215ZM30 79H31V80H30ZM50 79L47 80V81L50 82ZM73 79H74V80H73ZM97 79H98L100 82L97 81ZM110 79H111V80H110ZM172 79H173V78H172ZM172 79H171V80H172ZM180 79H181V78H180ZM187 79H188V78H187ZM187 79H186V80H187ZM189 79H190V78H189ZM189 79H188L187 81H190ZM217 79H221V78H217ZM182 80H183V79H182ZM182 80H181V81H182ZM197 80H198V78H197ZM38 81H39V82H38ZM52 81H53V80H52ZM71 81H73L74 83H72ZM107 81H106V82H107ZM110 81H111V83H110ZM179 81H180V80H179ZM181 81H180L181 85H182L183 83H185V81H182L183 83H182ZM187 81H186V82H187ZM201 81H202V79H201ZM201 81H200V79H199V82H201ZM214 81H215V80H214ZM232 81H233V80H232ZM232 81H231V82H232ZM169 82H170V81H169ZM174 82H173L174 85H173V84H170V83H172V81H171V82L169 83L170 86H168V83H167V86H166V84H164L163 86H160V87H161V88H159L160 90L157 91V92H159V93L161 92V94H162V92L165 93V92L169 91V92H167V95H166V94L161 95V94H159V93H157V94H158V95H161L162 97H166V98H170V99H171V98L173 99V97H176V98H177V96H178L181 92L179 91V94L176 93V92H178V90L180 89V86H181V85H180V83H179V85H180V86H179V85H177V84H178L177 82H176V83H174ZM203 82H204V81H203ZM203 82H201L200 84H203ZM219 82H220V80H219L218 82H213V83H215V84H212V86L214 85L215 88H219V87L221 88V86L217 84V83H219ZM233 82H234V81H233ZM235 82H236V81H235ZM40 83H41V82H40ZM62 83H63V84H62ZM103 83H104L105 85H103ZM204 83H205V82H204ZM28 84H29V83H28ZM58 84H59V85H58ZM216 84H217L218 87L216 86ZM60 85L63 86V87H60ZM66 85H67V86H66ZM106 85H108V86H107V88L105 87V88H106L105 90H107V91H109V92L106 93V94H104L103 96H98V94H99L98 92H100L99 87H102V88L104 89V86H106ZM176 85L179 86V87H178L179 89L177 88L178 90H176V87H177ZM204 85H205V84H204ZM204 85H202V86L200 85V86H201V87H204ZM17 86H18V85H17ZM28 86H29V85H28ZM50 86H51V85H50ZM50 86H49V88L52 87V86H51V87H50ZM55 86H56V87H55ZM57 86H59V88L56 89V91H55L54 89L57 88ZM75 86H76V87H75ZM200 86H199V87H200ZM210 86H211V85H210ZM210 86H209V84H208L207 86L205 85V87H209V88H211L212 86H211V87H210ZM24 87H26V88H25L26 90L30 91V92L28 93V95H27V92H28V91H26V90L24 89ZM67 87H69V89H68ZM73 87H74V88H73ZM78 87H79V88H78ZM201 87H200V88H201ZM5 88H6V89H5ZM31 88H32V89H31ZM65 88H66V89H65ZM75 88L79 89V91L76 90ZM80 88H81V89H80ZM94 88H95L96 90H98V91H95ZM102 88H101V90H103ZM215 88H214L213 90H218V89H215ZM67 89H68V90H67ZM73 89L76 91V94H78V92H79L80 95L75 96V95H74V94H75V91H73ZM24 90H25V91H24ZM34 90H35V92H34ZM38 90H39V89H38ZM50 90H51V89H50ZM64 90L67 91V92H69V93H65ZM93 90H94L95 92H94ZM175 90H176V92H175ZM77 91H78V92H77ZM187 91H188V90H187ZM195 91H197V88H196V90H195V89H191V90H189V91L187 92V93H188V96H189L191 99H192V98L195 99V96L193 95V93H194ZM24 92H26V93H24ZM31 92H32V93H31ZM87 92H88V93H87ZM89 92H90V94H89ZM110 92H111V93H110ZM185 92H186V91H185ZM33 93H34V94H33ZM57 93H58V95H57L58 98H57V96L55 95V94H57ZM85 93H87V94H85ZM109 93H110V96H108ZM168 93L170 94V97H169V94H168ZM171 93H173L174 95H172ZM175 93H176V94H175ZM187 93H186V94H187ZM24 94H26V95H24ZM29 94H30V95H29ZM31 94L33 95V97L31 96ZM67 94H70V95L72 94L71 96H73V98L65 99L67 96L70 97V95H67ZM84 94L86 95V97H85V98L83 97L84 99H82V96H85ZM107 94H108V95H107ZM181 94H184V95H185V93H181ZM19 95H23V97H20ZM54 95H55L56 97H55ZM65 95H66V96H65ZM137 95H138V94H137ZM155 95H156V94H155ZM175 95H176V96H175ZM195 95L198 97L197 94H195ZM18 96H19V97H18ZM24 96H25V97H24ZM29 96H30V97H29ZM34 96H35V98H34ZM64 96H65V98H63ZM74 96H75V97H74ZM97 96H98V97H97ZM138 96H139V95H138ZM138 96H137V97H138ZM156 96H157V95H156ZM156 96H153V97H156ZM172 96H173V97H172ZM92 97H95V98H92ZM110 97H111V98H110ZM132 97H134V96H132ZM132 97H131V98H132ZM135 97H136V95H135ZM135 97H134V98H135ZM150 97H151V96H150ZM150 97H149V99H150ZM153 97H152L151 99H153ZM180 97H183V98H184V96H182V95H179V96H178V98H180ZM19 98H21V99H19ZM22 98H23V99H22ZM37 98H38V99L40 98V100L42 101V103H40V100H38ZM55 98H57V99H55ZM134 98H133V99H130V100H129V99H127V100L125 99V102H126V101H127V102H128V101H132V100H134ZM141 98H142V97H141ZM35 99H36V101H35ZM80 99H82V101H83L84 103H86L87 105H86V104H83V102H82ZM92 99H93V100H92ZM94 99H95V100H94ZM113 99H114V100H113ZM117 99H118V101H116ZM142 99H143V98H142ZM142 99H140V96H139V99H138L139 101H137V98H136V101L134 100L135 102L133 101L132 103H134V104H135V103L137 104V102H139V103H140V102H142V103L145 102V103H146V102H148V101H146V100H149L148 98L146 99V97H145V100L142 101ZM30 100H34V101H30ZM37 100H38L39 104H41V105L38 104ZM103 100H104V98H103ZM140 100H141V101H140ZM59 101H60V102H59ZM62 101H63V103H62ZM67 101H69V103H68ZM74 101H75V102H79V101H81L82 103H80V102H79V103L82 104V105H80L79 107H77L76 105H78L79 103H77V104H76V103L73 104ZM28 102H29V103L31 102V104H28ZM34 102L37 103V106H39V107L36 108V106H35L36 109L34 108V110H33V107H34L33 104H34ZM57 102H58V103H57ZM65 102H66L67 104H66ZM71 102H72V103H71ZM105 102H104V104H106ZM123 102H124V100H123ZM123 102L121 103V106H120V107H121V113H122V114H121V115H122L121 118H123L124 116H125V117H128V115L130 114V111L128 112V111H126V109H128V110L131 109V112H132V109H133L134 107L136 108V106H135L136 104L133 105V106H134V107H133V106L130 105V104H132L131 102L129 103V105L126 104L127 102H126V103L124 102V103L126 104V106H128V107L131 106L130 109H129L128 107H126V106L124 105ZM61 103H62V104H61ZM109 103L111 104V102H109ZM109 103H107V104H109ZM142 103H141V104H142ZM26 104H27V105H26ZM70 104H71V105H70ZM72 104H73V105H72ZM114 104H115V103H114ZM122 104H123V106L126 107V108H124V107L122 106ZM29 105H30V106H29ZM34 105H36V104H34ZM56 105H59V106L61 105V106H60V107H57ZM64 105H66V106H64ZM88 105H90V106H88ZM115 105H116V104H115ZM117 105H118V104H117ZM72 106H76V107H72ZM98 106H99V109H102V108H103V107H102L103 104H102V106H101V104L99 103V105H97V107H98ZM137 106H138V105H137ZM142 106H143V105H142ZM173 106H175V105H173ZM24 107H25V108H24ZM28 107H29V108H28ZM30 107H32V109H30ZM54 107H55V108L57 107V108H56L57 110H56ZM83 107H84V108H83ZM104 107H106V106H104ZM122 107H123V109H124L123 111H122ZM132 107H133V108H132ZM139 107H141V106L139 105ZM27 108H28V109H27ZM51 108H52L53 110H52ZM58 108H59L60 111L58 110ZM61 108H63L64 112H62L63 110H62ZM69 108H70V110L73 108V109L71 110L72 112L69 110ZM77 108H78V109H77ZM79 108H80V109H79ZM137 108H138V107H137ZM67 109H68V111H66ZM160 109L163 110V108H160ZM6 111H7V112H6ZM53 111H54V112H53ZM56 111H57V113H56ZM83 111L80 112V113H83ZM60 112H61L62 114H61ZM65 112H67L66 115L63 114V113H65ZM68 112H70V113H68ZM73 112H74V114H73ZM58 113H59V114H58ZM75 113H76L77 115H75ZM84 113H85V112H84ZM125 113H126V114H125ZM1 114H2V113H1ZM55 114H56V115H55ZM57 114H58V115H57ZM60 114H61V118H62V116L64 115L63 119H64V118L67 119V117H68L70 114H73V115H72V117L68 118L67 121H66V119L63 120V119H61V118H58V116L60 117ZM257 114H259V112H257ZM257 114H256V115H252V118H251V116L249 117V118L251 119L252 122H254V121L257 119V118L255 117V116H257ZM27 115H28V114H27ZM50 115H52V116H53V115L56 116L55 119H54L55 122L49 121V117H51V118L54 117V116L52 117V116H50ZM79 115H81V114H79ZM126 115H127V116H126ZM18 116H19V117H18ZM70 116H71V115H70ZM74 116H75V117H74ZM78 117H81V116H78ZM129 117H130V116H129ZM25 118H26V117H25ZM28 118H30L29 115H28ZM51 118H50V119H51ZM76 118H75V119H76ZM119 118H120V117H119ZM121 118H120V119H121ZM253 118H255V120H254ZM47 119H48V120H47ZM59 119H60V121H61L62 123H60ZM77 119H78V120H77ZM77 119H76V120H77V122H78V121H79V118H77ZM252 119H253L254 121H253ZM12 120H13V121H12ZM54 120H53V121H54ZM76 120H75V122H76ZM232 120H233V119H232ZM232 120H231V121H232ZM251 121L247 124V126H249V125L252 123ZM42 123H43V124H42ZM59 123H60V124H59ZM69 123H70V122H69ZM69 123H68V124H69ZM73 123H74V122H73ZM73 123L71 122V124H73ZM10 124H11V125H10ZM51 125H52V124H51ZM35 126H37V127L35 128ZM45 126H46V125H45ZM53 126H54V125H53ZM71 126H72V125H70V127H71ZM73 126H74V125H73ZM212 126H213V127H211L212 130H209V131H208V130H205L206 132L203 131V132H205V133H203V135L206 136V134L208 135V132L213 131L214 125H212ZM40 127H39V128H40ZM74 127H75V126H74ZM74 127H72V129H74ZM7 128H8V127H7ZM47 128H48V127H47ZM50 128H52V127H50ZM53 128H54V127H53ZM53 128L50 129V131H51V130L53 131ZM211 128H210V129H211ZM54 129L57 131V130H58V127H57V129H56V128H54ZM217 129H218V131H220L219 129L224 130V129H223V126L220 127V128H217ZM5 130H6V129H5ZM55 130H54V131H55ZM68 130H69L70 132L72 131V130H70V128H69ZM222 130H221V132H222ZM233 130H234V129H233ZM52 131H51V132H52ZM56 131H55V132H56ZM216 131H217V130H216ZM234 131H236V130H234ZM221 132H218V133H221ZM231 132H232V130H231ZM231 132L228 130V133L232 134ZM233 133H234V132H233ZM30 134H31V135H30ZM87 134H88V132H87V131H84V132H82V133H81V134H80L75 140H77V141H81V140L87 138ZM215 134L217 135V132H215L213 135H211V137L214 136ZM211 137H210V138H211ZM214 137H215V136H214ZM214 137H212V138H214ZM21 140H22V139H21ZM63 140H65V138H63V139L60 140V141H63ZM195 140H196V141H195ZM195 140L192 139V140H191L192 142H191V141L189 142V143H191V144H189L190 147H192V146H193V148L196 147V144L200 141V138H198V136H197V138L195 137ZM208 140H209V138H208L207 140H205V141H208ZM19 141H20V139H17V140H15V142H13V143H12V142H9V143H5L3 146H1V147H10V148H8L7 150H5V151L3 152V154L7 153V151H8V153H9V151L12 149L11 147H22V146H23V141H21V142H19ZM193 144H194V145H193ZM21 145H22V146H21ZM52 145L55 146L56 143L51 144L50 147H51ZM57 145H58V144H57ZM57 145H56V147H57ZM191 145H192V146H191ZM54 146H53V147H54ZM80 146L82 147V145H80ZM178 147H179V146H178ZM178 147H174L175 149L173 148V150H175V153H176V154L174 155L173 163H172L171 165H169L168 168H167L169 171H167V169H166V170H165L166 172H164V170H163V174H165V176H164L165 178L163 177L162 179H159V180H158V183H159V184H163V183H164V188H163V189H166V187H167V188H173V184L175 183V184L177 185L178 181L183 182V181H182V180H184L183 177H185L186 175H182V177H180V176H181L182 173H183V174H185V173L187 174V172H188V171H187V169H188V167H189V166H188V162H187V157H188L187 155H188V154H185V155L181 156L180 153H179V150H178V152H177V150H176V148H178ZM188 147H189V146H188ZM142 148H143V147H142ZM145 148H146V147H144V150H143V151L141 150V151H142V152L147 151L146 149H147L148 147H147L146 149H145ZM154 149H156V147H155ZM170 149H172V147H171ZM170 149H165V151L167 152V151L170 150ZM156 150L158 151L159 149H156ZM161 150H162V149H161ZM163 150H164V149H163ZM165 151H164L163 153H166ZM257 154H258V153H257ZM164 155H165V154H164ZM261 156H263V155H261V152H259V154H258L257 156L255 155V157H254L253 159L251 158V160L248 161V164L246 163V168H245V170H244V171L246 172V173H245V176H244L243 178H240L241 181H238V183L235 182V183H236L235 185L238 186L239 188H238V187H235V186H234V183H233V187H232L231 185L229 186V187H232V188H231V192L228 191V189L230 190V188H228V187H225L226 189L224 188L223 191H221V192H220V190H222V189H220V190L217 191V192H220V193L216 194V196L219 195V194H221L222 196L225 195V194H227V195H225V196H227L226 199H225V196H224V197H222V196H218L219 198L217 197L219 200H223V198H224L223 201H225V200L227 201V200H229V199L231 198V197L228 198V196H230V194H231L232 192H234V191H232V190H234L235 188H236V190H235V192H234V193H235L234 196L232 195L233 193L231 194L233 197H235V195H237L236 193H239L242 189H244V190H242L240 193H242V192L246 193V192H247V193L249 194V195H248L247 193H246L245 195L241 194V195H243V196H242L243 199H244V197H245V199H247V198L249 197L248 200H247L248 202H246V201H243V202H242L241 199L238 201V198H239L240 193L236 196L237 200H235L234 198H233L234 200H231V201H234V202L237 201V203L239 202L238 204L235 203V205L237 204V207L235 206L236 208L240 207V205H241V207H242V209L240 208L241 210L238 209L236 212H235V210L230 209V212H231V213H232L233 211L236 213L235 216L237 215V212L240 213L238 216H243V215L245 214V210H244L245 207H243V206H245V205L243 204L244 202L247 203V205H249V208H246V209L248 210V209L251 208V209H253V210H252L253 212H254L256 209H259V208H258L259 205L262 206V205L264 204V203H263V202H264V192H263L264 189H261V188H260V187L264 184V180L262 179V178H264V177H262V175H264V174H263V173H264V171H263L264 164H263V159H262L263 157L260 158ZM142 158H143V157H142ZM144 158H145V157H144ZM185 158H186V159H185ZM198 158H199V157H197V159H198ZM145 159H146V158H145ZM184 159H185V161H184ZM195 159H196V158H195ZM197 159H196L195 161H197ZM199 159H200V158H199ZM199 159H198V161H199ZM260 159H262V160H260ZM182 160H183V161H182ZM144 161H145V160H144ZM153 161H154V160H152V161L150 160L151 164L153 163V164L156 165V161H154V162H153ZM181 162H182V163L184 162V163L182 164ZM185 162H186V163H185ZM193 162H194V158H193V160H192V165L195 163V164H194V167H195V166L197 167V166H198V162H194V163H193ZM200 162H201V159H200ZM174 163H175V164H174ZM189 163H191V162H189ZM250 163H251V164H250ZM261 163L263 164V168H261V166H260V165H262ZM48 164L50 165V163H48ZM48 164H46V165L43 166V167H47ZM181 164H182V165H181ZM185 164H186L187 166H186ZM199 164H200V163H199ZM209 164H210V163H206L204 166L209 165ZM155 165H154V166H155ZM184 165H185V167H184ZM249 165H250V167H249ZM145 166H150V165L147 164V165H145ZM152 166H153V165H151V167H152ZM175 166H176V167H175ZM182 166H183V167H182ZM258 166H260V167H258ZM151 167H150V168H151ZM191 167H192V166H191ZM196 167H195V168H196ZM208 167L211 168V165H210V166H207V168H208ZM244 167H245V166H244ZM247 167H249V168H247ZM176 168H180V169L178 170L179 172H177ZM182 168H185V169H186V172H185V173L183 172L184 169H182ZM195 168H194V170H195ZM197 168H199V169L197 170L198 172L195 170V171H196L195 176L192 177L191 175H189V176H191L192 178L189 177V179L184 180V182H185V185H184V182H183L184 187L182 186V188H181V185H180V188H181L182 194L180 193L181 191L177 189V187H175L176 189L173 188L175 191H176V190L179 191L178 193H179L182 197L178 196L179 194L175 195L176 192H175L173 189H172V190L175 192V194H173L174 192L171 190V191L173 192V193H172L173 196H170V194L167 192V193L169 194V196H170V197H169V196H167V197H169V198H171V197L173 198V197H174L175 199H177L178 202L176 201L177 204L175 203V207H176L178 204H181L182 209H178V208L180 207V206H178V207H176L177 210L175 209L176 211L179 210V212H180V210H183V207L185 206V204L188 205V202H189V203L191 202V205H190V206H191V207H194V204L197 203V202L195 201V199H194V196L197 195V194H195V193H198V191H200L199 193L201 194V192H203L202 189H204V191L207 189L206 187L208 186V182H209V180H207L206 176H207L208 174H207V173H203V174H205V175H202V177H204V178H202V177H201V174H200V175L197 174V173H202V172L200 171V170H202V169H200V168H202V167H199V166H198ZM204 168H205V167H204ZM207 168H206V170H203V172H209V171H210V172H209V174H210V173H211V170H210V168H208V169H209V171H208ZM260 168H261V171L259 170ZM145 169H146V167H145ZM147 169H149V168L147 167ZM181 169H182L183 171H182ZM192 169H193V167H192ZM192 169L189 167V170L192 171ZM254 169H255L256 171H254ZM246 170H247V171H246ZM248 170L250 171V174H249V171H248ZM41 171L44 173V170L41 169ZM41 171H40V173H42ZM180 171H181V174H180ZM191 171H190V172H191ZM195 171H193V174H194ZM251 171H252V172H251ZM262 171H263V172H262ZM176 172L179 173L178 175H180V176L176 175V176H178V177H176V176H175V173H176ZM253 172H254V174H252ZM258 172H262V173L259 174ZM36 173H37V172H36ZM191 173H192V172H191ZM191 173H190V174H191ZM173 174H174V178H173ZM188 174H189V173H188ZM188 174H187V175H188ZM246 174H247V175H246ZM24 175L27 176V175H29V174H24ZM24 175H23V176H24ZM33 175H34V174H33ZM196 175H199V176H198L199 178H198ZM248 175H249V176L251 175L250 177L253 176L254 179L249 177L250 180H249V179L247 180ZM170 176H172V177H170ZM212 176H213V174H212ZM168 177H169V178H168ZM186 177H187V176H186ZM195 177H196V178H195ZM200 177H201V178H200ZM246 177H247V178H246ZM258 177H259V178H258ZM261 177H262V178H261ZM58 178H59V177H58ZM58 178H55V179H52V180H48V181L45 180V181H44V184H45L46 182H47V184H45V186H44V184H41V186H44V187L40 188V187H41V186H40V187L37 189V190L39 191L40 195H42V196H43V195H44V196H45V195H51V194H49L50 191L52 190L51 187H52V188H55V187H58V186H59V188H61L62 185H63V187L61 188V189H63V188L65 187V186H64V182H62V180H60V179H59V181H58ZM179 178H180V179L182 178V179L180 180ZM197 178H198V179H197ZM168 179L170 180V186H171V187H170V186L168 187V184H169ZM173 179H174V180L176 179L177 182H176V181L174 182ZM178 179H179V180H178ZM185 179H186V178H185ZM200 179H201V180H200ZM202 179H204V180H202ZM240 179H239V180H240ZM257 179H258V180H257ZM166 180H167V181H166ZM190 180H191V181H190ZM254 180H255V181H254ZM49 181H50V182H49ZM60 181H61V182H60ZM186 181H187V182H186ZM198 181H199V182L201 181V182L199 183ZM252 181H253V182H252ZM256 181H257V182H256ZM119 182H120V181H119ZM119 182H118V183H119ZM122 182H123V181H122ZM165 182L168 183V184L166 185ZM196 182H197V183H196ZM240 182H242V183H240ZM246 182H247V183H246ZM254 182H255V183H254ZM258 182L261 184L260 187H259V185H258ZM261 182H262L263 184H262ZM58 183H59V184H58ZM171 183H172V184H171ZM195 183H196V186H194ZM243 183L245 184L244 187H243V185H244ZM249 183H250V184H249ZM256 183H257L258 188H260L261 190H259V189L256 187ZM56 184H57L58 186H57ZM122 184H123V183H122ZM122 184H121V182H120V183L118 184V188H119V186H122ZM175 184H174V186H175ZM181 184H182V183H181ZM237 184H238V185H237ZM252 184H253V185H252ZM55 185H56V186H55ZM65 185H66V182H65ZM116 185H117V184H116ZM205 185H206V186H205ZM239 185H240V186H239ZM241 185H242V187H241ZM47 186H48L49 188H48ZM60 186H61V187H60ZM178 186H179V185H178ZM204 186H205V187H204ZM247 187H248V188H247ZM250 187H252V188H250ZM254 187H256V188H254ZM45 188H46V189H45ZM180 188H179V189H180ZM183 188H184V189H183ZM194 188H195V191H196V192L194 191ZM199 188H200L201 190H200ZM222 188H223V187H222ZM227 188H228V189H227ZM262 188H264V187H262ZM182 189L184 190V192H183ZM196 189H197V190H196ZM245 189H247V191H246ZM249 189H251V190H249ZM252 189H254L253 192H252ZM257 189H258V191H259V193H260V194H259V197L257 196L258 192L255 191V190H257ZM224 190H225V191H224ZM226 190H227V192H226ZM237 190H238V192H237ZM239 190H240V191H239ZM48 191H49V192H48ZM171 191H169V192L171 193ZM248 191H250V192H248ZM261 191H262V192H261ZM44 192H45V193H44ZM222 192H225V194L222 193ZM228 192H229L230 194H229ZM262 193H263V194H262ZM164 194H166V193H162V194L160 193L159 196H160V197H161V196L163 197ZM168 194H166V195H168ZM172 194H171V195H172ZM191 194H192V195H191ZM200 194H198L199 197H200ZM228 194H229V195H228ZM250 194H252V196H251ZM253 194H254V195H253ZM261 194H262V195H261ZM166 195H165V196H166ZM174 195H175V196H174ZM241 195H240V198H241ZM246 195L248 196L247 198H246ZM255 195H256V197H255ZM44 196H43V197H44ZM176 196H177V197H176ZM192 196H193V198H192V199H189V198H191ZM216 196H215V197H216ZM188 197H189V198H188ZM253 197H254V198H253ZM174 198H173V199H174ZM195 198H198V197L195 196ZM221 198H222V199H221ZM185 199H186V200H189V201H187V203H186V200H185ZM198 199H199V198H198ZM231 199H232V198H231ZM243 199H242V200H243ZM249 199L251 200V201H250L251 203L249 202ZM181 200H183V201H181ZM191 200H193V201H191ZM184 201H185V202H184ZM231 201L229 200V203H228V201H227V204H224V208L227 207V206H230V205L233 203V202L231 203ZM32 202H33V199H32ZM158 202H159V201H158ZM160 202H162V201H160ZM160 202H159V203H160ZM174 202H175V200H174ZM200 202H201V200H200L198 203H200ZM218 202H219V201H218ZM218 202H217V203H218ZM221 202H222V201H221ZM159 203H158V205H160V206H159V207L157 206V207H158V208L162 207V210H160V212H159V211H157V212L153 211L152 214L149 212V214H150L151 216H155V213H156L157 216H158V215H161V214H162L161 212H163V214H164V213H165V214L170 213L171 215L173 214L172 216H171L170 214H168V215H170V216H168V217H167V215H166V217L169 218V220H167V219L165 218L166 220H164V221H169V222H167L169 225H166L167 223H165V222L163 221V223H165V225H164V227L161 226V228H164V229H163V230L160 229L162 232L165 230L164 232H165L166 234H167V232H169L168 234H171V233H172L171 235L168 236V237L170 238V236L174 235V233H175L174 231L177 230V228L174 227V228H173L174 231H172V230H173V229H172V226H175V225H177L178 223L181 224V222H184V221H183L184 214H182V215H183V217H182L181 214H178L179 212H176V211H175V212H176V215H175V214H174V208H175V207H174L173 210H172V209H171V208H172L171 206H170L171 208H170L169 206H166V207H168V209L165 210V209H164L165 207H164V205H163V202H162L161 204H159ZM193 203H194V204H193ZM222 203H226V202H222ZM222 203H221L219 206L222 207V206H223ZM230 203H231V204H230ZM50 204H52V203H50ZM192 204H193V205H192ZM228 204H230V205H228ZM261 204H262V205H261ZM162 205H163V206H162ZM182 205H183V206H182ZM196 205H197V204H196ZM225 205H227V206H225ZM233 205H234V204H233ZM247 205H246V207H247ZM50 206L54 208V205H50ZM173 206H174V205H173ZM217 206H218V205H217ZM231 206H232V205H231ZM260 206H259V207H260ZM232 207L235 208L234 206H232ZM232 207H230V208H232ZM55 208H56V205H55ZM217 208H218V207H217ZM222 208H223V207H222ZM254 208H255V210H254ZM261 208H262V207H261ZM261 208H260V209H261ZM60 209H63V208H60ZM65 209H68V208L65 207ZM78 209H79V208H78ZM170 209H171L172 212L170 211ZM262 209H263V208H262ZM79 210H80V209H79ZM167 210H168V211H167ZM218 210H220V207H219ZM232 210H233V211H232ZM51 211H53V210H51ZM240 211H241L242 213H243V211H244V214L241 215V212H240ZM249 211H251V210H249ZM129 212H130V211H128L127 213H129ZM181 212H182V211H181ZM181 212H180V213H181ZM215 212H216V211H215ZM228 212H229V210H228ZM228 212H226L227 214L225 213V215H227V216L224 215L226 218H230V217H229V216H230V213H228ZM255 212L257 213V211H255ZM213 213H214V212H213ZM216 213H217V212H216ZM256 213H255V216L259 219V217H260L262 214L260 215V214L257 213V215H256ZM51 214H53V212H52V213L50 212V215H51ZM56 214H57V213H56ZM210 214H211V213H210ZM210 214L208 213V216H209ZM214 214H215V213H214ZM218 214H219V215H218ZM218 214H215V215H217V218H216V219L213 218V217H215V216H214L213 214H211L210 216L213 215V217H210V218H213V219H211V220H210V218H209L207 215H205V216H206V217H205L206 219L203 218V216H202V217H201V221H202V222H203L202 219H205L206 221H208L207 218H209V221H208V224H207V223L205 222V220H204V224L206 223V227H205V229L203 228L204 230H201L202 228H201V229L199 228L201 231L204 232V234H205L206 232H208V233H209V234H208L209 236H211L210 233H212L211 231H213V233H212V234H213L212 237L214 236V238L216 239V241H215L214 238H213V239H212L211 237L209 238V236H207V235H206V236H207L208 238L206 239V236H204L203 232H201V231L199 230L200 236H199V233H197L196 235L194 234V235L196 236V237H195V238H196V240H195L196 242H195V241H192V240H194L193 238L191 239V242H193V244H194V243L196 244V243H197L198 241H200V240L202 241V242L200 241L201 243H203V242L205 243V242L208 241V242L210 243V245H211V248L209 247L210 254H208V255L214 256L215 254H217V253H221V252H222V254H221L222 256H219V258H220V257H225V256H226V255L223 256V254H225V253H223V252L225 251L226 246H224V247H225V248H224V247H222V245H227V244H228V243L226 242V241L228 240V239H227L228 236H229V240H230V241H231L232 238H233V239H234V240H233L234 243H235V241L237 242L238 239L235 240L234 237H237V236H235L237 233H239V235L242 234V232H241V234H240V230H241V228H242L243 226H241V228L238 227L237 230H239V228H240L239 232H238V231H237V232L235 231L236 233H235V232H234V233H231V231H230L231 235H232V234H235L234 237H232L233 235H232V236H230V235H226L228 232L226 231V229H222V228H223V227H222L223 225L221 226V228H220V226L217 227V225H218L217 223H220V220H218V219H219V216H221V213L219 212ZM232 214H233V213H232ZM246 214H252V213H251V212H248V213H247V211H246ZM50 215H48L49 218L52 216V215H51V216H50ZM150 215H149V216H150ZM258 215H260V216H258ZM263 215H264V212H263ZM263 215H262V216H263ZM231 216H232V215H231ZM238 216H237V217H238ZM146 217H148V215H147ZM180 217H181V218H180ZM221 217H222V216H221ZM47 218H48V217H46L45 219H47ZM174 218H175V219H174ZM177 218L179 219V222H177V220H176ZM222 218H223V217H222ZM222 218H221V219H222ZM231 218L234 219V218H236V217H234V214H233V217H231ZM231 218H230V220H233V219H231ZM257 218H255V219H257ZM262 218H263V217H261V219H262ZM45 219H44V220H45ZM173 219H174V220H173ZM180 219H182L181 222H180ZM255 219H254V217H253V219L251 218L252 221H251V220L249 221L250 223L252 222L250 226H254V225H257V226H258V227L255 226L257 229H256V228H254V230L252 229V231H255V230H256V231H255V233H252L253 235H250L251 238L248 236L249 234H251V229H250L251 227L248 226V225H249V224H248L249 222H247V224H246L247 228H249V231H250V233H249V234H246V236L249 237L248 239H251V240H252V241H251V240H248V239H247V241H248V242L250 241L251 243H250V242H249V243H250L252 246H253V243H254V246L256 245V246L252 249V252H253L254 254H253V253H252V254H248V255H250V256L252 255L251 258L249 257L251 260L249 261L248 256H245V257L248 258V259H245V261L247 260L248 264H250V263H251V264H261L260 261H261V262H262V260L264 261V229H263V228H264V224H263V223H264V222H263L264 219H263V220H260L261 222H259V223L262 224L261 226H259V223L256 224L257 222L255 221ZM170 220H171V221H170ZM215 220H216V221H215ZM222 220H223V219H222ZM224 220H225V218H224ZM226 220H228V219H226ZM175 221H176V223H175ZM201 221H199L200 225L202 224ZM214 221H215V222H214ZM257 221H258V220H257ZM213 222H214L215 224H214ZM253 222H255L254 225H252ZM163 223H162V224H163ZM174 223H175V225H174ZM170 224H171V225H170ZM216 224H217V225H216ZM220 224H221V223H220ZM202 225H203V224H202ZM169 226H171V227H170L169 229H167ZM203 226H205V225H203ZM203 226H202V227H203ZM209 226H211V227H209ZM214 226H216V227H214ZM244 226H245V225H244ZM246 226H245V228H246ZM262 226H263V228L258 229V228H260V227H262ZM197 227H198V226H197ZM207 227H208V228H207ZM213 227H214V229H213ZM215 228H216V232L214 231ZM243 228H244V227H243ZM243 228H242V229H243ZM247 228H246V229H247ZM208 229H209V230H208ZM210 229H213V230H210ZM217 229H220V230L217 231ZM221 229H222L223 231L225 230L226 232H225V231H224V232H225L226 234L223 233V231H222ZM234 229H236V228H234ZM234 229H232V230H234ZM246 229H245V231L248 233L249 231H247L248 229H247V230H246ZM160 230H159V232H158V235L155 234V239H158L157 237L159 236V233H161ZM166 230H167V232H166ZM169 230H170V231H169ZM206 230H207V231H206ZM205 231H206V232H205ZM219 231H221L222 233H219ZM243 231H244V229H243ZM258 231H259V232H258ZM81 232H82V231H81ZM196 232H197V231H196ZM214 232H215L216 234H217V233H218V234L215 235ZM232 232H233V231H232ZM257 232H258V233H257ZM244 233H245V232H243V235H245ZM168 234H167V235H168ZM201 234L203 235V239H201V238H202V237H201ZM206 234H207V233H206ZM221 234H222V235L225 234L227 237H226L225 235H224V237H223ZM254 234H255V236H254ZM260 234H262V235L260 236ZM197 235H198V236H197ZM218 235H221V237L218 236ZM243 235L239 236L238 238H240L241 240H243V238L246 239L247 237H246V236L242 237ZM258 235H259V236H258ZM64 236H65V235H64ZM217 236H218L219 240H220V239H223V242H221L222 240L219 241V240L217 239ZM253 236H254V238H253L254 240L252 239ZM256 236H257V237H256ZM262 236H263V237H262ZM172 237H173V236H172ZM193 237H194V236H193ZM222 237H223V238H222ZM230 237H231V238H230ZM241 237H242V238H241ZM259 237H260V238H259ZM197 238H198L199 240H198ZM262 238H263V240H262ZM153 239H154V237H152V240H153ZM164 239H165V238H163V239H161V240H164ZM208 239H210L211 241H212V240H214V241L211 242V241H209ZM226 239H227V240H226ZM240 239H239V240H240ZM260 239H261V240H260ZM158 240H159V242L161 241L160 238H159ZM158 240H153V241H152V245H155V244H156L155 242H158ZM197 240H198V241H197ZM205 240H206V241H205ZM224 240H225V241H224ZM258 240H259V243H258ZM154 241H155V242H154ZM245 241H246V240H245ZM245 241H243L242 244H241V245H242V246H241L242 254H244L245 252H246V253H249V252H247V250L249 251V248L251 247L249 244H247L248 242L246 243ZM260 241H261V242L263 241V242H262L263 244H262ZM153 242H154V243H153ZM163 242H164V241H161L159 244H156V245H158V246L160 245V246H161V245L163 244ZM200 242H198L197 244H201ZM215 242H218V243L216 244ZM219 242L222 243V244H220ZM228 242H229V241H228ZM252 242H253V243H252ZM256 242H257L258 244H257ZM161 243H162V244H161ZM186 243H187V242H186ZM186 243H184V245H185ZM188 243H189V244H188V245L186 244L187 246L185 245L186 247L184 246L181 250H184V248H187L190 244H192V243H190V242H188ZM212 243H213V244H212ZM214 243H215L216 246L214 245ZM223 243H224V244H223ZM226 243H227V244H226ZM229 243H230V242H229ZM237 243H239V241H238ZM240 243H241V241H240ZM255 243H256V244H255ZM193 244H192V246H193ZM219 244H220V245H219ZM152 245H151V246H152ZM239 245H240V244H239ZM245 245H249V246L246 247ZM139 246L142 248L141 245H139ZM139 246L137 247V249H138V250H141V248H139ZM158 246H156V247H158ZM212 246H214V247L212 248ZM230 246H231V245H230ZM230 246H229V247H230ZM243 246H244V248H243ZM216 247H222V250H220V248H216ZM248 247H249V248H248ZM188 248L190 249L191 246H189ZM214 248H215V249H214ZM223 248H224V250H223ZM245 248H246V249H245ZM251 248H252V247H251ZM251 248H250V250H251ZM189 249H188V250H189ZM210 249H212V251H213V250H216V251H213V253H214V252H217V253H214V255H212V251H211ZM217 250H218V251H217ZM170 251H173V250H170ZM170 251L168 252V255H169L170 257H175V255H173V254H172L173 256L171 255V253H173V252H170ZM209 251L207 250L206 254H207ZM236 251H237V250H236ZM169 253H170V254H169ZM174 253H175V252H174ZM246 253H245L244 255H246ZM250 253H251V252H250ZM175 254H176V257H177L178 254L180 255L179 251H178V254H177V252H176ZM242 254H241V257L244 256V255H242ZM179 255H178V256H179ZM219 255H220V254H219ZM258 255H259V256H258ZM193 257H194V256H193ZM196 257H197V256H196ZM196 257H194V259L191 258L195 263H196V260H195V259H197ZM205 257H209V256H205ZM226 257H227V256H226ZM245 257H243V258H245ZM258 257H259V258H258ZM213 258H215V256H214ZM213 258H212V259H213ZM219 258H218V255H216V259L212 260V259H210V258H209V259L206 258V261H207V262H208V260H210V261H212V262L215 261V262H214V264H215L216 261H218ZM233 258H234L235 260H234ZM225 259H226V258H225ZM227 259H228V258H227ZM232 259H233V260H232ZM236 259H237L236 257L232 256L231 259H228V260L230 261V264H231V263L234 264V262L236 261ZM127 260H129V259H127ZM221 260H222V258H220L219 263H220ZM228 260H227V261H228ZM129 261H130V260H129ZM193 261H190V263L193 264ZM232 261H234V262H232ZM251 261H252V262H251ZM257 261H258V263H257ZM190 263H189V264H190ZM195 263H194V264H195ZM209 263H210V262H209ZM223 263H224V261L222 260V263H220V264H223ZM262 263H263V262H262ZM196 264H197V263H196ZM211 264H212V263H211ZM224 264H228V263H224Z\"/></svg>",
    "mask_w": 264,
    "mask_h": 264
}]
</instances>
